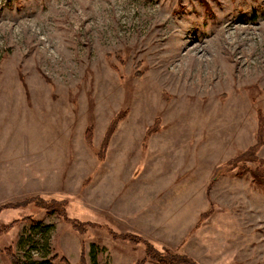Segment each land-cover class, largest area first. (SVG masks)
Returning a JSON list of instances; mask_svg holds the SVG:
<instances>
[{"label":"rangeland","instance_id":"rangeland-1","mask_svg":"<svg viewBox=\"0 0 264 264\" xmlns=\"http://www.w3.org/2000/svg\"><path fill=\"white\" fill-rule=\"evenodd\" d=\"M260 162L264 0H0V264H264Z\"/></svg>","mask_w":264,"mask_h":264},{"label":"trees","instance_id":"trees-1","mask_svg":"<svg viewBox=\"0 0 264 264\" xmlns=\"http://www.w3.org/2000/svg\"><path fill=\"white\" fill-rule=\"evenodd\" d=\"M255 160L256 158L252 153H248L244 155L242 158L243 162L255 161ZM239 171L242 174L245 172V169L240 168ZM249 173L252 177L253 182L264 187V166L262 162H260V165H258L256 168L251 169ZM38 204L42 208L43 207L47 208L59 214L60 216L66 217V208L59 201H55L53 203H42L39 201ZM206 212L204 214H206ZM30 222L35 226H38L40 224V222H36L33 219H31ZM7 229H8L7 226L6 227L3 226L0 229V234L6 231ZM126 238L132 243H138L141 241L140 236L136 234L130 235L128 237L126 236ZM145 245H146L145 257L142 258L141 261L136 264H144L146 260H150L155 264H198L197 261L193 259L191 256L187 255L186 253L180 252L179 250H172L170 248L159 249L149 241L145 242ZM6 254L9 257L11 264H56L53 257L45 260H35L31 257L20 258L17 254H15L11 250V248L7 249ZM93 259H94V264H97L95 254L93 255Z\"/></svg>","mask_w":264,"mask_h":264}]
</instances>
